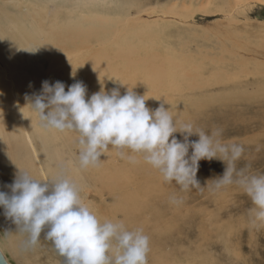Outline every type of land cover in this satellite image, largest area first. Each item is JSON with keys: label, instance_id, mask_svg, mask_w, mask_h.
Wrapping results in <instances>:
<instances>
[{"label": "rangeland", "instance_id": "obj_1", "mask_svg": "<svg viewBox=\"0 0 264 264\" xmlns=\"http://www.w3.org/2000/svg\"><path fill=\"white\" fill-rule=\"evenodd\" d=\"M30 1L38 8L50 0ZM54 1L58 2L57 6H63L65 13L74 10L79 18L91 14L107 17L104 25L98 27L93 24L86 29L110 27L127 30L121 35L116 48L117 52L131 55V59H116L112 48L108 49L110 60L96 58L91 64L71 66L70 77L64 82L65 90H68L67 86L81 81L86 85L87 100L101 88L109 93L118 88L123 95L129 87L137 95H144L146 106L152 110L163 103L179 122H191L208 134L214 129H224L223 143L239 142L251 152L247 157L245 150L238 162L240 167L264 155L259 146L264 139L257 138L262 128L247 121L257 120L262 112L252 113L248 107L264 103V0ZM75 15L73 21L78 20ZM141 57L144 59L139 61ZM60 67L56 66L62 73L54 76L55 82L64 80L67 70L61 71L63 68ZM155 70L160 72L158 77L152 76ZM89 71L93 73L91 77ZM99 75L103 82L97 77ZM191 86H194L192 90ZM228 112L233 115L230 119ZM222 113L228 114L225 123L217 119ZM243 113L250 115L247 119L235 115ZM77 135L76 132L57 133L58 140L52 148L53 165L56 168L58 165L56 177L59 174H69L70 177L81 175L84 183V195L81 197L101 220L122 221L129 230L142 227L150 237L148 264L168 260L173 253L171 247L158 242V237L175 238L182 234H185L186 240L182 241V246L174 243V248L180 251L183 247L186 255L176 264H264V231L257 232L250 226L249 210L254 205L241 189L232 186L220 192H210L205 187L202 193L196 189L182 192L175 182H164L160 173L142 156H137L138 162L133 164L117 155L111 146L108 154L102 155L99 167L81 169ZM175 135L183 139L180 133ZM189 139L198 140V136L193 135ZM191 151L190 148L189 155ZM128 155L133 154L129 152ZM6 159L8 157L0 158V177L9 187L19 174H15L16 169L10 167ZM212 162L219 168L222 164L216 159L199 162L197 175L202 185L207 181L211 184L213 178L222 175L209 172L207 164ZM249 169L252 173L264 174V163ZM29 175L36 179L33 174ZM0 185V192L10 194L9 189L4 188V182ZM94 193L102 195L101 200L95 202L89 197ZM111 194L118 197L113 200ZM172 196L182 197L183 203H170ZM3 208L0 205V246L10 264H63V258L57 255L51 242L43 240V232L40 244L35 249H26L23 243L25 236L16 232L17 226L5 216ZM8 236L19 246L12 247Z\"/></svg>", "mask_w": 264, "mask_h": 264}, {"label": "clouds", "instance_id": "obj_2", "mask_svg": "<svg viewBox=\"0 0 264 264\" xmlns=\"http://www.w3.org/2000/svg\"><path fill=\"white\" fill-rule=\"evenodd\" d=\"M65 87L61 81L50 84L45 80L41 93L33 94L29 105L43 127L78 134L81 169L99 167L111 146L133 164L142 156L164 182H175L182 192L196 189L202 193L205 187L220 192L236 186L254 205L249 210L250 226L264 231V174L237 167L245 148L223 143L222 129L208 134L191 122H179L163 103L152 110L145 96L129 87L123 95L118 88L110 93L101 88L87 100L83 82L67 86V91ZM193 135L198 140H190ZM214 159L222 161L225 169L211 184L202 185L197 175L199 162ZM9 187L10 195L0 192V205L17 226L16 232L25 236L26 249H35L43 232V240L51 242L63 264H148L151 244L143 228L129 230L122 221L101 220L81 197L77 183L66 175L45 181L20 170ZM170 203L180 205L183 198L172 196Z\"/></svg>", "mask_w": 264, "mask_h": 264}, {"label": "bare ground", "instance_id": "obj_3", "mask_svg": "<svg viewBox=\"0 0 264 264\" xmlns=\"http://www.w3.org/2000/svg\"><path fill=\"white\" fill-rule=\"evenodd\" d=\"M52 1L50 0L49 2H44L41 5H39L37 8L35 7L34 4H32V1L30 0H0V158L8 157V159L6 160L9 163L10 167L14 166V169H16L15 174H19L20 170L23 169L21 170L22 172H25L28 175L33 174L36 180H45V181H50L54 179L57 174L56 171L58 165L57 168L53 165L52 148H53V144L57 143L58 138L56 139V136L58 131L50 130L42 126L41 121L37 118V114L31 109L29 105L33 97V94L41 93L42 82L45 80H47L50 84H54L55 82L54 76L62 73L59 71L60 69L58 70L56 69V66H61L60 68H63L61 71L64 70L65 72V70L69 71V68L74 65L75 67L76 65L78 67L86 63L91 64L96 60V58L99 59L102 58V60H108L111 56V54L109 55L108 49H112V48L114 50L115 58L124 57V59L126 60L127 58L131 59V57H129L130 53L128 54L123 51L117 52V48H116V44L119 41L121 35L124 34L127 30H116L115 28L113 29L110 27L86 29V28H90L87 26H92L93 24L97 25L98 27L104 25L107 17L91 14V15H82L79 18L75 15L73 9H72L73 11L67 9L68 12L65 13L62 9L63 6L59 7L57 6L59 5L58 2L56 3V1H54L56 4L55 5ZM74 15L76 16V18H78V20L76 19L73 21L74 18L72 17H74ZM77 15H79V13ZM152 55H154V57L157 56V54L156 55L152 54ZM115 58H113V60H115ZM142 59L144 58L141 57L139 61H142ZM108 62L110 63L111 61ZM120 62L122 63V61ZM129 63L128 65H131V62ZM159 71H161V69ZM159 71L158 70H155V72L153 71L155 74L152 76L158 77L160 74ZM66 72L64 73V80L62 81L63 83L68 81L70 77V71L67 73ZM92 74L93 73H90V77ZM87 76H89V74ZM97 77L101 80L100 75ZM96 81L98 82V80ZM214 83L215 82L212 83L213 87L215 86ZM192 87L194 86L190 87L191 90ZM230 90L232 91V89ZM225 94L228 95V93ZM242 97L244 98V96ZM250 98H252V96H250ZM237 101L238 100H236V104ZM248 103L249 102H247L246 104ZM223 105H225V103ZM196 107L198 109L200 108L198 106ZM240 108L238 107V109ZM248 109H251L252 113L262 110L260 117H258L257 120L251 119L247 121L249 123H256L260 125L262 130L260 132L257 131L258 132L257 138L264 139V103L257 105L256 107L249 106ZM205 110H202V112H204ZM228 114L230 113L228 112ZM228 114L222 113L220 114V116L217 117V119H222L223 123H225L228 121V119L225 118L226 115ZM235 115L247 119L246 117L250 114L243 113L242 115L239 114H235ZM231 117H233L232 114L229 115V119ZM246 140L248 141V139ZM61 141L63 142L62 139ZM259 146L262 148V150H264V142L259 143ZM21 151H22V155H21ZM110 151L112 152V150ZM56 153L57 156H59L60 153H58L57 150ZM247 154H248L247 157H249L251 155V152L247 151ZM259 154L262 153L260 152ZM263 163H264V155L255 159L252 163L246 166L248 168L256 167V166L258 167ZM207 165H208L207 168L208 170H210L209 172H211V174H222L225 169V164L223 162L220 168L217 167L214 162H212L211 164L209 163ZM237 167L243 168L240 167L239 163L237 164ZM25 168L27 170H25ZM64 175H66L68 178L72 179L75 183H77V185L80 188V195H84V191L82 189L84 183L81 181V175L79 176L73 175V177H70L69 174H64ZM2 182H4L5 185L4 188H6L7 187L5 184L6 182L4 181V179L0 177V183ZM7 188L9 189V192L11 194V188L10 187ZM115 196L117 195L111 194V198L113 200H115ZM89 197H91L93 201L97 202L98 200H101L102 195L98 193H94L92 196ZM183 235L185 234H182L178 237L176 236L177 237V238L175 237L176 239L174 237L171 238L168 236H165L163 238L158 237V242L160 241L162 243V246L164 244L165 247L168 246L171 247L173 253L170 255V258L168 260L164 259V261L162 262L160 261L158 263H153V264H176V262H178L179 259L182 258V256L186 255L183 251V247L182 250L180 251L176 249L177 247L174 248V243L180 244L182 246V241L184 242V239L186 240L185 236ZM8 239L12 247L19 246L18 243L15 244L14 239L11 238L10 236H8ZM0 251L2 252L1 246H0Z\"/></svg>", "mask_w": 264, "mask_h": 264}, {"label": "water", "instance_id": "obj_4", "mask_svg": "<svg viewBox=\"0 0 264 264\" xmlns=\"http://www.w3.org/2000/svg\"><path fill=\"white\" fill-rule=\"evenodd\" d=\"M0 264H10L7 260H6V258H5V256L3 255V253L0 251Z\"/></svg>", "mask_w": 264, "mask_h": 264}]
</instances>
